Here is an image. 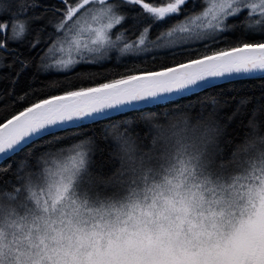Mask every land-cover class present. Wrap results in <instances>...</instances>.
I'll list each match as a JSON object with an SVG mask.
<instances>
[{"label":"snow or ice","instance_id":"6c2138e0","mask_svg":"<svg viewBox=\"0 0 264 264\" xmlns=\"http://www.w3.org/2000/svg\"><path fill=\"white\" fill-rule=\"evenodd\" d=\"M0 82V222L52 194L119 208L182 170L244 213L188 264H264V0H0Z\"/></svg>","mask_w":264,"mask_h":264},{"label":"clouds","instance_id":"9594fccd","mask_svg":"<svg viewBox=\"0 0 264 264\" xmlns=\"http://www.w3.org/2000/svg\"><path fill=\"white\" fill-rule=\"evenodd\" d=\"M186 135L196 140L199 122ZM202 184L181 170L108 210L52 194L49 203L0 222L4 264H135L153 255L172 264L202 259L225 247L244 219L241 208L226 211L223 195Z\"/></svg>","mask_w":264,"mask_h":264},{"label":"trees","instance_id":"16d2710c","mask_svg":"<svg viewBox=\"0 0 264 264\" xmlns=\"http://www.w3.org/2000/svg\"><path fill=\"white\" fill-rule=\"evenodd\" d=\"M108 67H111V65H109ZM85 70L84 69H77L78 73H83ZM92 71H96V70H92ZM112 78H117L115 76H109L108 79H112ZM48 79H55L52 77H49ZM59 79H63V77H60ZM70 81L73 83L74 87L70 88V89H65V90H78V88L80 87H94L96 85V83H100V82H106L103 79H99L98 76H94V77H87V76H76L73 75L70 77ZM83 81V82H82ZM258 78H257V83H258ZM8 87L7 83L5 82H0V89H6ZM51 95H62L63 91H57V92H52L50 93ZM259 94L258 89H257V95ZM41 98H48L47 96L41 97ZM195 97H193L194 99ZM33 102H37L36 100H33ZM23 106H28V105H23ZM23 106H21L20 108L17 109L18 110H22ZM3 109H0V115L3 114ZM11 114H16L15 111H12ZM8 118H10V115L8 116ZM0 122H4L3 120H0ZM8 163H11V161H8ZM6 165L0 164V167H3Z\"/></svg>","mask_w":264,"mask_h":264}]
</instances>
